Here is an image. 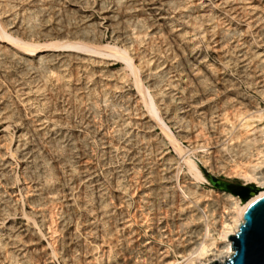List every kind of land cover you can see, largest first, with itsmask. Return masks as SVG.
<instances>
[{
	"label": "rangeland",
	"instance_id": "obj_1",
	"mask_svg": "<svg viewBox=\"0 0 264 264\" xmlns=\"http://www.w3.org/2000/svg\"><path fill=\"white\" fill-rule=\"evenodd\" d=\"M263 143L264 0H0V264H183Z\"/></svg>",
	"mask_w": 264,
	"mask_h": 264
},
{
	"label": "bare ground",
	"instance_id": "obj_2",
	"mask_svg": "<svg viewBox=\"0 0 264 264\" xmlns=\"http://www.w3.org/2000/svg\"><path fill=\"white\" fill-rule=\"evenodd\" d=\"M216 1V0H215ZM220 1V0H219ZM239 1V0H238ZM199 2V1H198ZM218 2V1H217ZM237 2V1H236ZM171 3V2H170ZM185 10V9H184ZM205 15V14H204ZM189 18V17H188ZM172 29V28H171ZM136 30V29H135ZM138 36V35H137ZM139 38V37H138ZM38 46V45H37ZM75 46V45H74ZM64 47V46H63ZM69 47V46H66ZM76 47V46H75ZM70 49V48H69ZM94 59V58H93ZM262 62V61H261ZM145 63V62H144ZM157 70V69H156ZM50 74V73H49ZM51 75V74H50ZM92 76V75H91ZM150 86V85H149ZM107 98V97H106ZM244 99V98H243ZM97 104V103H96ZM153 106V105H152ZM261 119V118H260ZM248 121V120H247ZM250 126V124H248ZM252 125V124H251ZM225 127V126H224ZM252 127V126H251ZM247 128V127H246ZM250 128V127H249ZM243 130V129H242ZM249 131V130H248ZM261 131V130H260ZM136 132V131H135ZM262 132V131H261ZM251 135V133H250ZM199 138V137H198ZM236 139V138H235ZM238 140V139H237ZM219 144V143H218ZM264 144V143H263ZM215 146V145H214ZM264 150V149H263ZM262 150V151H263ZM259 151V150H258ZM262 151H260L262 153ZM259 152V154H261ZM261 156V155H260ZM218 158V157H217ZM255 160V159H254ZM122 161V160H121ZM252 162H250L251 164ZM253 164V165H252ZM252 167L254 168V173H253V179H256L255 181H257V183H259L260 188L262 189V191L260 192L259 195L255 196L245 207L241 206V202L239 200H237L236 198H234V196L232 195H228L227 198H223V201L227 202L226 205L224 204L223 206H220L217 204L216 201L213 202H208L209 204L206 205L205 207H212V209H214V213L210 216V219L205 218L206 221L208 219V221L206 222V224L204 223V225L201 226H195L196 228H190L189 226L187 228L181 229L183 230L182 238L181 239V243L179 245L178 242V246H177V253L180 254V257L184 258L183 264H211L214 261L218 260L220 262H225L228 259L231 258V256L234 254V249L232 247V240H229V235H235L238 233V231L240 230L241 225L243 224V217L245 212L248 210V208L260 197H262L264 195V152L262 153V156L258 159V161L256 163H252ZM249 166V165H248ZM250 168V167H249ZM251 169V168H250ZM242 170V169H241ZM248 172V171H247ZM250 172V170H249ZM252 173V172H251ZM258 174V176H257ZM248 175L250 176V174L248 173ZM247 176V174H246ZM248 177V176H247ZM250 179V178H249ZM171 180V179H170ZM196 180V179H195ZM189 181V180H188ZM120 182V181H119ZM167 184L169 183L168 181H165ZM190 182V181H189ZM188 182V183H189ZM171 183V182H170ZM169 183V184H170ZM250 183V182H249ZM132 184V183H131ZM192 185V183H190ZM193 184L195 185V182H193ZM189 185V184H188ZM190 185V186H191ZM169 186V185H168ZM171 186V185H170ZM185 186V185H184ZM183 186V187H184ZM177 187V186H176ZM188 187V186H187ZM186 187V188H187ZM193 187V185H192ZM162 188V187H161ZM191 188V187H190ZM189 188V189H190ZM194 188H196V190H202L200 189L199 186L196 185V187L194 186ZM32 189V188H31ZM30 189V190H31ZM152 189V188H151ZM159 189V188H158ZM165 189H168L167 186L165 187ZM172 189V188H171ZM193 189V188H192ZM174 190V188H173ZM179 190V189H178ZM182 190V189H181ZM156 191V190H155ZM185 191V190H184ZM183 191V192H184ZM188 191V190H187ZM176 192V191H175ZM186 192V191H185ZM165 194V197H167V190H165V192H163ZM162 193V197H164ZM187 193V192H186ZM157 194L159 195V193L157 192ZM172 194V193H171ZM177 194V193H176ZM201 194H204L203 197H205V192L201 193L199 192L197 197H201ZM147 195V194H146ZM207 195V193H206ZM169 196V195H168ZM181 196V195H179ZM148 197V196H147ZM156 197V196H155ZM157 198V197H156ZM177 198V197H176ZM196 198V197H195ZM206 198V197H205ZM141 199V198H140ZM202 199V198H201ZM210 200V199H209ZM140 201V200H139ZM177 201V200H176ZM181 201V200H180ZM199 201V200H198ZM201 201V200H200ZM207 201V200H206ZM212 201V200H211ZM205 202V201H204ZM198 203V202H197ZM206 203V202H205ZM219 203V202H218ZM154 204V203H152ZM186 204V203H185ZM184 204V205H185ZM222 204V203H221ZM245 205V204H244ZM154 206V205H153ZM159 206V204H158ZM158 206L156 209H158ZM155 207H156V203H155ZM193 207V206H192ZM192 207H190L192 209ZM200 207V205H199ZM198 207V208H199ZM204 210H208L205 209ZM214 207V208H213ZM152 209V208H151ZM195 209V207H194ZM153 210V209H152ZM180 210V209H179ZM193 210V209H192ZM155 211V210H153ZM152 211V216L154 217V212ZM174 212L176 210H173ZM194 211V210H193ZM210 211V209H209ZM149 212V211H148ZM184 212V211H183ZM190 212V211H189ZM157 213V212H156ZM180 213V211H179ZM188 213V212H186ZM185 213V214H186ZM200 213V212H199ZM157 215V214H155ZM187 215H191V214H187ZM158 216V215H157ZM161 216V215H160ZM170 216V215H169ZM197 216V215H194ZM201 216V215H200ZM206 216V215H205ZM150 217V216H149ZM183 217V216H182ZM156 219V221L153 223H151V225L153 224V228L151 232H153L154 236L157 237V239L159 238H163L164 236H166L165 234L166 231H168V229L166 230L163 225V222H161L162 218H158V217H154ZM153 218V219H154ZM175 219V218H174ZM173 219V220H174ZM178 219V217H177ZM187 219V218H186ZM193 219V218H192ZM197 219V218H196ZM145 220V219H144ZM152 220V218H151ZM198 220V219H197ZM201 220V218H200ZM163 221V220H162ZM167 221V220H166ZM179 221V220H178ZM192 221V220H190ZM203 221V220H202ZM54 222V221H53ZM171 222V221H170ZM182 222V221H180ZM185 222V220H184ZM168 223V221L166 222ZM199 223V222H198ZM55 224V223H54ZM178 224V223H177ZM183 223H181L182 225ZM179 225V224H178ZM150 226V225H149ZM184 226V225H183ZM194 226V224L192 225ZM170 226L168 225V228ZM52 228V227H51ZM166 230H164V229ZM171 228V227H170ZM190 228V229H188ZM172 229V228H171ZM170 231V229H169ZM177 231V230H175ZM212 231H214V233H212ZM130 234H134V232L131 230L129 231ZM174 232V231H173ZM170 233V232H169ZM177 233V232H176ZM129 234V235H130ZM180 233H177V235ZM170 235V234H168ZM173 236V235H172ZM216 236V237H215ZM170 237V236H168ZM165 238V237H164ZM172 238V237H171ZM170 238V239H171ZM174 238V237H173ZM166 239V238H165ZM130 240V239H129ZM164 240V239H163ZM162 241V240H161ZM171 241H176V240H171ZM170 242V241H168ZM117 243V242H116ZM164 243V242H163ZM166 243V242H165ZM175 243V242H174ZM150 244V243H149ZM118 245V244H117ZM141 245V249H143V252L149 251L148 248V243L147 244H140ZM151 245V244H150ZM160 245V244H159ZM156 246V245H155ZM164 246V245H163ZM176 246V245H175ZM98 247V246H97ZM140 247V246H139ZM160 247V246H159ZM140 249V251H142ZM154 249V248H153ZM152 249V251H153ZM96 250V249H95ZM139 251V250H138ZM151 251V250H150ZM155 251V249H154ZM150 253V252H149ZM153 253V252H152ZM134 254L133 251H129V255L130 257H132ZM146 256V255H145ZM153 257V255H152ZM179 257V258H180ZM138 258V257H137ZM154 260L152 264H176L175 260L172 261L171 259V255L168 252V250H163L161 249H157L154 255ZM91 260V259H90ZM145 260V259H144ZM131 261V260H130ZM180 262V261H179ZM182 262V261H181ZM180 262V263H181ZM178 263V262H177ZM45 264V263H44ZM110 264V263H109Z\"/></svg>",
	"mask_w": 264,
	"mask_h": 264
},
{
	"label": "water",
	"instance_id": "obj_3",
	"mask_svg": "<svg viewBox=\"0 0 264 264\" xmlns=\"http://www.w3.org/2000/svg\"><path fill=\"white\" fill-rule=\"evenodd\" d=\"M210 180L219 187L230 189L239 194L245 201L258 193L252 184L234 185L210 176ZM232 240L234 254L225 262L218 260L211 264H264V195L257 199L245 212L243 224L235 235H229Z\"/></svg>",
	"mask_w": 264,
	"mask_h": 264
}]
</instances>
